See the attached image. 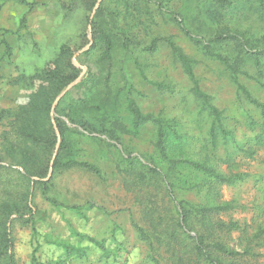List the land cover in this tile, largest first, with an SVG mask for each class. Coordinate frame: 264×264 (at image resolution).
<instances>
[{
	"label": "rangeland",
	"instance_id": "374dc122",
	"mask_svg": "<svg viewBox=\"0 0 264 264\" xmlns=\"http://www.w3.org/2000/svg\"><path fill=\"white\" fill-rule=\"evenodd\" d=\"M26 1L43 4L32 8L19 0H0V28L10 30H0V264H6L8 253L15 264H38L33 260L36 248L43 264H197L192 239L175 226L180 201L209 216L215 240L241 252L234 256L214 250L224 263L264 264V119L261 108L238 90L226 63L205 54L181 30L180 19L203 37L217 30L219 24L201 12L198 0H101L97 8L99 0ZM238 3L227 10L224 23L263 47L264 20L254 12L252 0ZM100 6L116 24L118 43L111 60L94 35L92 20ZM169 39L194 60L205 98L195 93ZM124 40L127 50L119 43ZM154 40L156 48L150 50ZM64 46L80 72L52 103L57 142L46 175H33L27 171L43 160L34 142L22 135L17 116L22 105L44 99L48 81L32 76L55 68ZM216 49L237 54L234 41L217 43ZM242 67L248 74L238 73V80L264 103V64L261 81L255 78L253 60ZM65 90L57 103L65 98L59 116L81 131L66 132L70 146L64 159L93 167L54 168L62 134L53 105ZM132 99L143 113L166 121L167 157L158 147L157 125L134 124ZM210 105L221 111L227 134L217 128L212 137ZM66 111L89 122L92 132L70 122ZM195 163L234 180L216 181ZM38 180L48 181L47 195L58 204L46 198ZM23 199L32 214L20 211ZM224 204L229 208L214 209ZM194 213L192 234L203 229L202 213ZM175 233L178 240L171 242Z\"/></svg>",
	"mask_w": 264,
	"mask_h": 264
},
{
	"label": "trees",
	"instance_id": "16d2710c",
	"mask_svg": "<svg viewBox=\"0 0 264 264\" xmlns=\"http://www.w3.org/2000/svg\"><path fill=\"white\" fill-rule=\"evenodd\" d=\"M20 2L29 4L32 8L37 6L38 4L43 3H37V2H28L26 0H19ZM84 4H92L95 2V0H80ZM200 10L201 12H205L207 15H209L215 23L219 24L217 30H214L209 37H203L199 33L194 32L189 26L183 21V19L177 20L178 24L181 27V30L185 35H187L195 44H197L204 52L205 54L213 57H217L219 60L226 63V65L232 70V72L235 75V80L237 81L238 90L242 91L246 98L258 105L261 108L262 116L264 119V103L254 97L251 92L248 90V88L243 85L238 80V73L244 72L245 74H248L246 71L243 70L242 65L246 61H254L256 64V67L258 69V73L255 76L257 81H261L262 77V71H263V64H264V46L258 47V45H255V39L253 37L247 36L245 32H240L237 30H234L233 26L229 27L228 24L224 23V18L226 15V12L229 8H238L240 4L238 3V0H198ZM253 2V10L255 13L259 15L264 20V0H252ZM105 10L102 6L98 9L95 18L92 20L94 35L97 39V37L101 40V42L104 44L105 50H104V57L108 60H111L113 57V51L116 48V45L118 43L117 39V32H116V24L112 18L109 19L108 16H105ZM5 33L10 32L9 29H2ZM234 41L235 46L237 49V54L235 56H231L227 53H222L219 50L216 49L217 43H227ZM4 43L6 46V52L11 53V45L10 43L4 39ZM122 46L125 47V49H128V42L123 41L119 42ZM169 43L177 56V58L181 61L185 72L188 74L189 78L194 82V91L198 96H201L203 98L206 97V95L203 93V91L200 89L195 72H194V60L189 57L183 49L177 45L175 41L172 39H169ZM150 50H154L156 48V40L148 47ZM56 67L52 69H44L43 71H38L37 74L33 75L32 78H35L34 76L41 78L42 80L48 81V92L45 95L44 99L41 101L38 100H31L29 104L22 105L20 107V111L18 113L17 119L20 121L19 128L22 133V135L25 137V139L30 140L34 142V146L37 147L39 153L41 154L40 157L43 160L40 167H37L33 169L32 171L28 170L27 172L33 175H39V176H45L50 164V158L52 155V152L55 148L56 142H57V134L54 129V125L52 122L51 117V109H52V103L56 97V95L65 88L71 81H73L79 74L80 69L70 60V48L64 46V51L62 55L58 58L56 61ZM62 99L59 104L56 107V113H58V116H55V119L57 121L58 127L62 134V141L60 144V150L59 153L54 160V168H57L62 165L67 166H73L75 164L84 165L88 167H93L89 163L78 161L73 158L67 159V161L64 159L67 153V150L69 149V140L67 137L66 132L69 130H77L81 131L79 128H71L67 122L62 119L59 114L62 112ZM79 102H83L84 106H87L86 100L81 99ZM213 113H214V122L211 127V135L213 138L216 137L217 134V128H220L223 130L225 134L227 132L225 131L223 127V123L221 121V111H219L215 106L210 105ZM130 109L133 113V120L134 124L139 127L145 123L152 122L157 125L158 127V147L162 154L164 156L167 155V135H168V126L166 127V121L159 117L155 116L152 113H143L140 107L137 105L136 101L133 99L130 101ZM5 112V111H3ZM64 114L68 117V120L72 123H78L83 128L85 132H92V128L90 126V123L86 120L77 119V117L74 116L73 111H66ZM2 115H0L1 117ZM116 135H113L112 137L115 138ZM45 162V163H44ZM196 167L200 169L201 171H204L210 176H213L216 181L219 182H232L234 180L233 176H226L217 169L210 167L206 165L205 163H195ZM34 172V173H33ZM24 176L27 178V174H24ZM237 177H242L241 174H238ZM36 183H40L44 186L43 194L46 196L48 200H50L54 204H58L57 201L52 199L47 195V186L48 181L44 180H38ZM169 194L173 195L171 193V188L169 187ZM173 199V196H171ZM23 202L25 203L20 211H27L32 214V209L30 205L26 202L25 199H23ZM177 211L179 213V218H177V223L175 224L176 227L182 228L183 233L187 234L189 238L192 239V244H190L191 249L195 252V255L197 257V264H200L199 262L201 260H206L209 262V264H226L222 261L220 254L226 253L231 255H238L241 254L240 251L235 249H230L226 245H224L221 241L218 239L215 240L214 231H215V223L212 224V221H210L209 216L204 215L202 210L195 209L192 206L189 205L187 201H180L177 202ZM74 207H77L76 205ZM229 204H224L222 206H214V209H228ZM213 208H208L206 210H211ZM205 210V211H206ZM202 213L200 221L202 222L203 229L201 230H195V233L192 234L191 231V217L195 213ZM27 220V219H26ZM35 227V225H33ZM193 231V230H192ZM6 232V231H5ZM141 233L143 236H146V232L141 229ZM6 242H11V239L8 237V234L5 233ZM174 238L171 242H176L175 240H178V237L176 233L173 235ZM93 242L98 243L95 239H91ZM100 243V242H99ZM101 244V243H100ZM189 246V243L187 244ZM102 246V245H101ZM103 247V246H102ZM150 247L153 249L154 242L150 241ZM214 247V249H212ZM214 250H217L220 252L219 255H214ZM248 249H245L244 252H248ZM37 248L34 250L33 254V260L38 262V264H43L38 261V257L36 256ZM14 256L12 253H8L6 264H15L14 262Z\"/></svg>",
	"mask_w": 264,
	"mask_h": 264
},
{
	"label": "water",
	"instance_id": "95a60500",
	"mask_svg": "<svg viewBox=\"0 0 264 264\" xmlns=\"http://www.w3.org/2000/svg\"><path fill=\"white\" fill-rule=\"evenodd\" d=\"M100 1H101V0L98 1L97 5H96V8L99 6ZM92 17H93V15H92ZM92 17H91V19H92ZM88 48H89V45L85 47V49H88ZM85 49H84V50H85ZM73 84H74V82H71V83L68 85V87H67L66 90L70 89V88L73 86ZM66 90H65L64 92H62V93L56 98V100H55V102H54V105H53V112H54V110H55V107H56L58 101H59V100L61 99V97L65 94ZM53 123H54V125H55L56 130H57V133H59V130H58L57 126H56L55 120H53Z\"/></svg>",
	"mask_w": 264,
	"mask_h": 264
}]
</instances>
